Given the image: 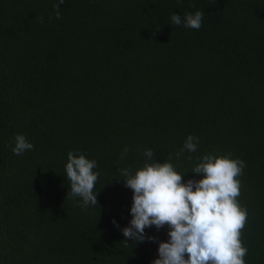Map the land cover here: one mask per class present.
I'll return each mask as SVG.
<instances>
[{
    "label": "trees",
    "instance_id": "1",
    "mask_svg": "<svg viewBox=\"0 0 264 264\" xmlns=\"http://www.w3.org/2000/svg\"><path fill=\"white\" fill-rule=\"evenodd\" d=\"M56 3L0 0V264H152L169 226L121 231L119 169L148 149L184 183L205 155L243 160L244 261L264 264V0H65L60 19ZM196 11L199 30L171 22ZM17 135L34 145L19 156ZM69 152L97 161V205L67 196Z\"/></svg>",
    "mask_w": 264,
    "mask_h": 264
},
{
    "label": "clouds",
    "instance_id": "2",
    "mask_svg": "<svg viewBox=\"0 0 264 264\" xmlns=\"http://www.w3.org/2000/svg\"><path fill=\"white\" fill-rule=\"evenodd\" d=\"M64 3L65 0H58L53 5L56 19L61 18L60 5ZM203 16L201 11L186 13L183 18L173 13L171 22L199 30ZM14 139L12 152L18 156L34 147L24 135ZM198 143V137L189 135L183 148L176 153L177 158L185 150L195 152ZM128 152L129 148L125 147L120 159L123 160ZM144 156L153 162L145 163L135 174L130 168L119 169L124 186L133 190L132 219L121 229L126 238L124 242H158L156 237L147 236L145 229L155 226L160 231L168 225L169 239L158 242V258L152 264H245L247 249L240 236L248 213L236 200L240 195V181L236 177L241 174L244 161L205 155L192 170L193 174L203 178L184 183V174L174 170L172 163L154 161L150 149L144 151ZM97 167L95 159L68 153L65 172L71 187L67 196L82 198V209L98 204L99 192H94L100 175L94 171ZM112 223L119 227L115 220Z\"/></svg>",
    "mask_w": 264,
    "mask_h": 264
}]
</instances>
